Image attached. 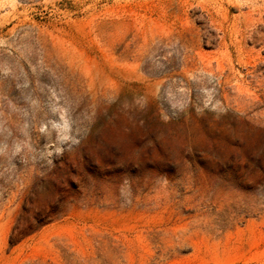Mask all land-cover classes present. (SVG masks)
Wrapping results in <instances>:
<instances>
[{"label": "rangeland", "instance_id": "374dc122", "mask_svg": "<svg viewBox=\"0 0 264 264\" xmlns=\"http://www.w3.org/2000/svg\"><path fill=\"white\" fill-rule=\"evenodd\" d=\"M0 264H264V0H0Z\"/></svg>", "mask_w": 264, "mask_h": 264}, {"label": "trees", "instance_id": "16d2710c", "mask_svg": "<svg viewBox=\"0 0 264 264\" xmlns=\"http://www.w3.org/2000/svg\"><path fill=\"white\" fill-rule=\"evenodd\" d=\"M52 187L53 189L58 188L57 190H60V185L58 186L55 183H52ZM40 194L41 191L38 190L26 198L22 212L10 235L11 245L18 244L27 236L37 232L42 226L52 221L51 212L41 209V206H38L41 199Z\"/></svg>", "mask_w": 264, "mask_h": 264}]
</instances>
